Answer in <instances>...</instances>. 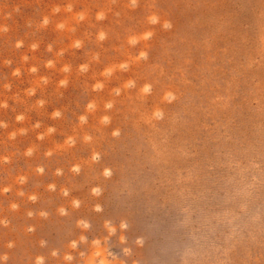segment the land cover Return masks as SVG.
<instances>
[{
  "label": "rangeland",
  "instance_id": "rangeland-1",
  "mask_svg": "<svg viewBox=\"0 0 264 264\" xmlns=\"http://www.w3.org/2000/svg\"><path fill=\"white\" fill-rule=\"evenodd\" d=\"M0 264H264V0H0Z\"/></svg>",
  "mask_w": 264,
  "mask_h": 264
}]
</instances>
